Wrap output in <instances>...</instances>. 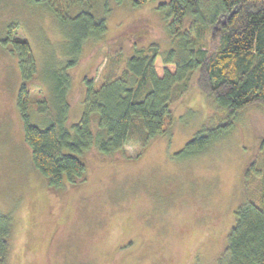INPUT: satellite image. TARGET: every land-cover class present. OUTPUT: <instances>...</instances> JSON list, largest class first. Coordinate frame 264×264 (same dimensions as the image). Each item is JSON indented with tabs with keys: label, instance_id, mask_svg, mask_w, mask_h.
<instances>
[{
	"label": "rangeland",
	"instance_id": "1",
	"mask_svg": "<svg viewBox=\"0 0 264 264\" xmlns=\"http://www.w3.org/2000/svg\"><path fill=\"white\" fill-rule=\"evenodd\" d=\"M167 1L77 3L78 13L90 11L107 24L79 51L48 4L0 0V215L11 219L10 264H215L225 251L245 199L244 172L263 166V105L241 110L233 127L200 153L178 155L214 121L193 85L174 106L171 135L153 140L139 158L133 145L115 160L93 146L79 155L84 179L65 178L56 190L34 167L24 140L23 76L13 43L5 42L10 32L29 42L36 62L27 82L30 122L71 130L84 116L85 78L100 86L121 73L136 49L157 44L166 54L174 48L159 8ZM76 13L69 8L70 16Z\"/></svg>",
	"mask_w": 264,
	"mask_h": 264
},
{
	"label": "trees",
	"instance_id": "2",
	"mask_svg": "<svg viewBox=\"0 0 264 264\" xmlns=\"http://www.w3.org/2000/svg\"><path fill=\"white\" fill-rule=\"evenodd\" d=\"M38 1L56 12L63 33L79 51L87 39L107 30L105 18L86 10L78 13L77 3L85 0ZM152 1L133 0L135 6ZM72 7L74 17L68 14ZM159 8L169 20L174 48L166 54L157 44L136 49L121 73L100 86L85 78L84 116L71 130L55 123L41 129L30 122L27 82L36 73V62L29 42L10 32L5 42L13 43L23 76L18 109L24 140L50 190L62 187L65 178L72 184L84 179L86 166L79 155L93 146L115 160L125 157V147L133 145L139 158L153 140L171 135L174 106L193 85L207 98L214 121L178 155L200 153L233 127L241 110L264 106V0H169ZM261 147L264 150V140ZM244 188L227 247L215 264H264V159L262 168H246ZM11 236L10 217L0 215V264H10Z\"/></svg>",
	"mask_w": 264,
	"mask_h": 264
}]
</instances>
